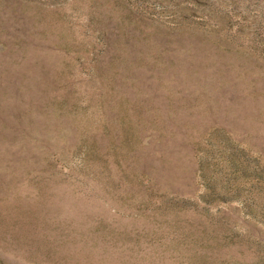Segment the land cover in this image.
<instances>
[{
    "label": "rangeland",
    "instance_id": "obj_1",
    "mask_svg": "<svg viewBox=\"0 0 264 264\" xmlns=\"http://www.w3.org/2000/svg\"><path fill=\"white\" fill-rule=\"evenodd\" d=\"M0 264H264V0H0Z\"/></svg>",
    "mask_w": 264,
    "mask_h": 264
}]
</instances>
